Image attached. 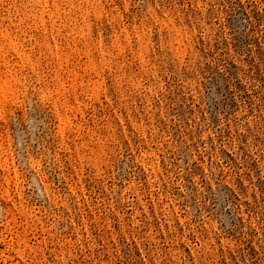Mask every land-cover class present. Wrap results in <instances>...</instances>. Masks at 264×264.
Masks as SVG:
<instances>
[{
	"label": "rangeland",
	"instance_id": "374dc122",
	"mask_svg": "<svg viewBox=\"0 0 264 264\" xmlns=\"http://www.w3.org/2000/svg\"><path fill=\"white\" fill-rule=\"evenodd\" d=\"M0 264H264V0H0Z\"/></svg>",
	"mask_w": 264,
	"mask_h": 264
}]
</instances>
